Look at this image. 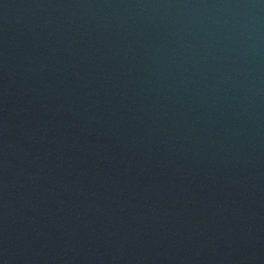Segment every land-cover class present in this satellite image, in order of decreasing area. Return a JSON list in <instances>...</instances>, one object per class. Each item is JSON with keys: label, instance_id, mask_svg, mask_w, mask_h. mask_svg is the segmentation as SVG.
Wrapping results in <instances>:
<instances>
[{"label": "water", "instance_id": "1", "mask_svg": "<svg viewBox=\"0 0 264 264\" xmlns=\"http://www.w3.org/2000/svg\"><path fill=\"white\" fill-rule=\"evenodd\" d=\"M0 264H264V0H0Z\"/></svg>", "mask_w": 264, "mask_h": 264}]
</instances>
